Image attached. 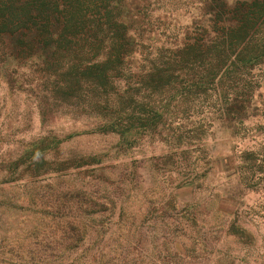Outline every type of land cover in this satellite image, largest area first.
I'll return each mask as SVG.
<instances>
[{
    "label": "trees",
    "instance_id": "16d2710c",
    "mask_svg": "<svg viewBox=\"0 0 264 264\" xmlns=\"http://www.w3.org/2000/svg\"><path fill=\"white\" fill-rule=\"evenodd\" d=\"M152 1L0 0V84L28 94L42 119L96 120L93 132L117 134L124 149L168 129L191 158L214 127L235 140L214 160L235 215L245 191L264 180V0H189L190 20L164 41L149 28ZM59 141L47 134L25 144L5 169L24 165L18 172L30 181L88 161L47 169L43 156ZM237 221L230 230L245 233Z\"/></svg>",
    "mask_w": 264,
    "mask_h": 264
},
{
    "label": "rangeland",
    "instance_id": "374dc122",
    "mask_svg": "<svg viewBox=\"0 0 264 264\" xmlns=\"http://www.w3.org/2000/svg\"><path fill=\"white\" fill-rule=\"evenodd\" d=\"M158 1L149 28L173 40L169 29L190 20L189 0ZM95 123L62 113L42 119L28 94L0 84V264H264V180L245 191L235 215L223 200L227 174L214 160L235 140L211 127L188 158L168 129L125 150L117 134L93 132ZM47 134L60 140L43 156L47 169L88 161L30 181L19 174L24 165L5 169ZM233 217L245 233L230 230Z\"/></svg>",
    "mask_w": 264,
    "mask_h": 264
}]
</instances>
